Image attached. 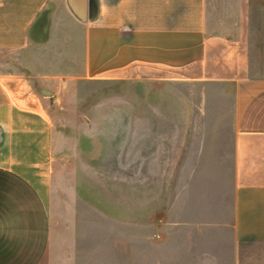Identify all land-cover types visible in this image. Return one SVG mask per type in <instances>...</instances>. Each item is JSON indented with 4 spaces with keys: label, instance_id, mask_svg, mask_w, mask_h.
I'll return each mask as SVG.
<instances>
[{
    "label": "crops",
    "instance_id": "0c3cea01",
    "mask_svg": "<svg viewBox=\"0 0 264 264\" xmlns=\"http://www.w3.org/2000/svg\"><path fill=\"white\" fill-rule=\"evenodd\" d=\"M83 3L0 0V264H77L96 230L67 182L110 109L102 96L82 118L89 80L164 84L197 112L176 161L208 199L176 221V264H264V8L254 28L251 0Z\"/></svg>",
    "mask_w": 264,
    "mask_h": 264
},
{
    "label": "rangeland",
    "instance_id": "374dc122",
    "mask_svg": "<svg viewBox=\"0 0 264 264\" xmlns=\"http://www.w3.org/2000/svg\"><path fill=\"white\" fill-rule=\"evenodd\" d=\"M74 2L84 12L83 0ZM251 4L255 28L264 0ZM166 88L171 89L143 80L83 84L82 118L94 119L92 106L102 96L110 109L98 130L83 139L82 160L67 167L75 210L97 222L92 235L77 238V264H176L179 248L189 247L180 236L186 226L176 221L193 215L196 200L208 199L209 178L193 176V162L176 161L177 148L187 154L197 112ZM177 138L183 146L175 144Z\"/></svg>",
    "mask_w": 264,
    "mask_h": 264
}]
</instances>
